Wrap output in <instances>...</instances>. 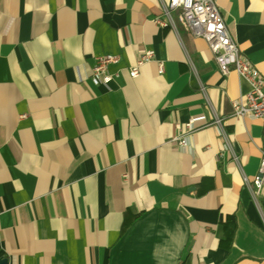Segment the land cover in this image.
I'll list each match as a JSON object with an SVG mask.
<instances>
[{
    "label": "crops",
    "instance_id": "1",
    "mask_svg": "<svg viewBox=\"0 0 264 264\" xmlns=\"http://www.w3.org/2000/svg\"><path fill=\"white\" fill-rule=\"evenodd\" d=\"M168 0H0V257L9 264H264L259 120ZM264 78V0H216ZM160 23H163L161 25ZM166 24V25H165ZM148 51L154 60L129 69ZM111 55L108 89L89 80ZM163 72H158V63ZM222 122L234 153L212 121ZM189 146L172 140L189 120Z\"/></svg>",
    "mask_w": 264,
    "mask_h": 264
},
{
    "label": "built area",
    "instance_id": "2",
    "mask_svg": "<svg viewBox=\"0 0 264 264\" xmlns=\"http://www.w3.org/2000/svg\"><path fill=\"white\" fill-rule=\"evenodd\" d=\"M175 10L179 11L178 19L184 30L207 43L221 75L227 76L231 72H235L249 83L250 91L232 102V116L259 120L262 123L264 134V78L247 59L239 54L218 11L216 0H168L163 5V14L166 23L172 26L171 12ZM160 24L163 25V23ZM152 60H154V52H146L136 65L129 69V76L136 78L139 75L140 67ZM116 61L117 58L111 55L95 57L89 73L91 84L108 89L109 83L113 79V76L108 72V67ZM158 72L160 74L163 72L161 62L158 63ZM197 120L199 119H191L183 127L177 125L180 133L172 140L175 147L188 148L189 136L198 130L195 126ZM211 125L221 139L224 151L230 153L232 159L237 162V156L220 119L215 117ZM243 183L252 200L256 202L264 184V150L261 152L260 164L255 177L253 180L243 177Z\"/></svg>",
    "mask_w": 264,
    "mask_h": 264
},
{
    "label": "water",
    "instance_id": "3",
    "mask_svg": "<svg viewBox=\"0 0 264 264\" xmlns=\"http://www.w3.org/2000/svg\"><path fill=\"white\" fill-rule=\"evenodd\" d=\"M0 264H9L8 259L4 257H0Z\"/></svg>",
    "mask_w": 264,
    "mask_h": 264
}]
</instances>
